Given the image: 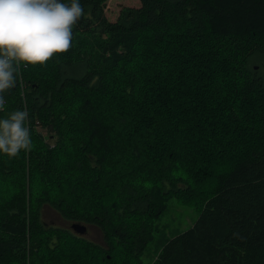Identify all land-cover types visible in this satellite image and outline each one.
Here are the masks:
<instances>
[{"label": "trees", "instance_id": "trees-1", "mask_svg": "<svg viewBox=\"0 0 264 264\" xmlns=\"http://www.w3.org/2000/svg\"><path fill=\"white\" fill-rule=\"evenodd\" d=\"M105 1L4 93L33 147L0 153V264H264V0ZM173 199L198 216L146 263Z\"/></svg>", "mask_w": 264, "mask_h": 264}, {"label": "clouds", "instance_id": "clouds-1", "mask_svg": "<svg viewBox=\"0 0 264 264\" xmlns=\"http://www.w3.org/2000/svg\"><path fill=\"white\" fill-rule=\"evenodd\" d=\"M84 15L80 0H0V110L22 66H45L71 48L73 28ZM28 111L0 119V153L16 157L33 147Z\"/></svg>", "mask_w": 264, "mask_h": 264}, {"label": "rangeland", "instance_id": "rangeland-1", "mask_svg": "<svg viewBox=\"0 0 264 264\" xmlns=\"http://www.w3.org/2000/svg\"><path fill=\"white\" fill-rule=\"evenodd\" d=\"M140 0H106L104 3L105 15L110 21H114L123 7H138ZM207 123L213 122L212 119H206ZM241 144V143H240ZM248 147V144L246 145ZM238 151V149H236ZM9 195L7 197H11ZM198 216V207L195 204H187L178 199H173L167 209L162 213L157 221L158 231L154 238L149 242L143 254V261L151 263L157 252L160 250L163 242L170 236L181 232L192 226ZM43 222L52 225L72 227L75 222H67L57 212L49 207H43L41 212ZM81 224V223H77ZM84 236L98 243H102V235L98 228L93 225H85ZM85 262V260H83Z\"/></svg>", "mask_w": 264, "mask_h": 264}, {"label": "water", "instance_id": "water-1", "mask_svg": "<svg viewBox=\"0 0 264 264\" xmlns=\"http://www.w3.org/2000/svg\"><path fill=\"white\" fill-rule=\"evenodd\" d=\"M72 228H73L76 232H78V233H80V234H83V233H85V231H86V226L83 225V224L73 223V224H72Z\"/></svg>", "mask_w": 264, "mask_h": 264}]
</instances>
